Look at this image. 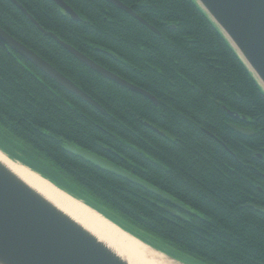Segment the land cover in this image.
<instances>
[{
	"label": "trees",
	"instance_id": "obj_1",
	"mask_svg": "<svg viewBox=\"0 0 264 264\" xmlns=\"http://www.w3.org/2000/svg\"><path fill=\"white\" fill-rule=\"evenodd\" d=\"M14 1L26 15L0 0V30L104 112L0 47V151L150 247L203 264H264V91L197 3L118 0L155 33L104 0H61L77 21L50 0ZM71 144L186 211L66 153Z\"/></svg>",
	"mask_w": 264,
	"mask_h": 264
},
{
	"label": "water",
	"instance_id": "obj_2",
	"mask_svg": "<svg viewBox=\"0 0 264 264\" xmlns=\"http://www.w3.org/2000/svg\"><path fill=\"white\" fill-rule=\"evenodd\" d=\"M9 1L15 4L26 15L24 10L14 0ZM50 1L55 3L61 11L67 13L72 20H78L77 15L72 12L66 3L61 0ZM104 1L111 4L118 11H122L133 17L150 31L158 33L154 28L149 27L144 20H140L131 9L125 7L120 1ZM194 1L203 10L205 15L210 18L213 24L220 29L224 38L230 42L240 60H243L247 69L254 74L253 76L259 81L264 91V0ZM27 17L33 24L34 21L28 15ZM36 26L38 27V25ZM39 30L42 32L40 28ZM44 36H49L54 41H57L71 56L100 77L102 76L105 80L113 82L119 87L146 97L156 104L155 99L147 92L131 86L125 80H121L114 74L109 73L103 67L97 66L90 59L79 52L77 53L72 47L58 41L53 35L45 33ZM0 47L9 48L19 57L27 60L34 68L41 71L57 86H60L66 92L71 93L77 99L83 100L100 112H104L92 99H89L79 88H76L69 79L63 77L48 63H45L40 57L26 47H23L2 30H0ZM233 129L242 135L252 134L251 131L245 128L241 129L233 126ZM64 151L96 166L103 172L141 187L159 199L168 201L181 211H186V208L180 203L172 201L164 193L157 191L152 186L136 179L131 174L124 172L116 165L95 154L88 153L83 149L80 150L72 144L66 145ZM49 184L53 185L50 182ZM58 190L64 192L63 190ZM125 233L135 238L131 234ZM135 239L138 240L137 238ZM139 242L143 243L142 241ZM143 244L146 245L145 243ZM146 246L171 261L182 264L165 253L160 252L158 249ZM0 264L127 263L98 239H95L88 231L82 229L76 222L56 209L45 198L40 197L32 188H28L8 168L0 163Z\"/></svg>",
	"mask_w": 264,
	"mask_h": 264
},
{
	"label": "bare ground",
	"instance_id": "obj_3",
	"mask_svg": "<svg viewBox=\"0 0 264 264\" xmlns=\"http://www.w3.org/2000/svg\"><path fill=\"white\" fill-rule=\"evenodd\" d=\"M0 163L8 168L28 188H32L40 197L45 198L56 209L81 226L82 229L88 231L95 239H98L127 264H178L153 249L151 250L130 235L128 236L97 212L59 191L45 179L19 163L13 162L1 152ZM171 258L182 264H187L178 258L172 256Z\"/></svg>",
	"mask_w": 264,
	"mask_h": 264
},
{
	"label": "rangeland",
	"instance_id": "obj_4",
	"mask_svg": "<svg viewBox=\"0 0 264 264\" xmlns=\"http://www.w3.org/2000/svg\"><path fill=\"white\" fill-rule=\"evenodd\" d=\"M161 244V243H160ZM159 246L161 248H164V250H166V252H168L172 257L178 258L179 260L186 262L187 264H203L201 261L194 259L192 257H189L188 255H186L185 253L183 254L182 252L178 251L175 248H171L168 247L167 245H160Z\"/></svg>",
	"mask_w": 264,
	"mask_h": 264
},
{
	"label": "flooded vegetation",
	"instance_id": "obj_5",
	"mask_svg": "<svg viewBox=\"0 0 264 264\" xmlns=\"http://www.w3.org/2000/svg\"><path fill=\"white\" fill-rule=\"evenodd\" d=\"M59 8V7H58ZM60 9V8H59ZM61 10V9H60ZM63 12V11H62ZM64 13V12H63ZM67 14V13H66Z\"/></svg>",
	"mask_w": 264,
	"mask_h": 264
}]
</instances>
